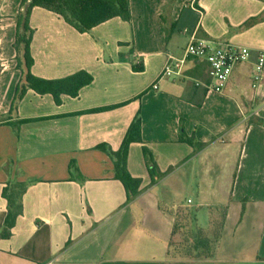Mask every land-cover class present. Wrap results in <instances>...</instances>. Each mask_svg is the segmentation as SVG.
<instances>
[{
  "label": "crops",
  "instance_id": "obj_1",
  "mask_svg": "<svg viewBox=\"0 0 264 264\" xmlns=\"http://www.w3.org/2000/svg\"><path fill=\"white\" fill-rule=\"evenodd\" d=\"M20 1L0 0V232L4 187L20 205L0 235V264H264V74L249 85L264 51V0H128L127 20L114 15L88 31L33 7L31 73L57 79L84 70L92 80L76 95L57 94L59 102L26 88L10 112L21 77L13 48ZM191 36L247 46L249 58L222 92L204 86L207 65L191 57L180 76L152 89ZM136 114L141 141L126 156L140 179L133 195L97 146L118 150ZM142 146L164 173L154 183ZM164 182L177 187L159 197L153 191ZM177 201L205 229L224 208L212 257L170 254Z\"/></svg>",
  "mask_w": 264,
  "mask_h": 264
},
{
  "label": "trees",
  "instance_id": "obj_2",
  "mask_svg": "<svg viewBox=\"0 0 264 264\" xmlns=\"http://www.w3.org/2000/svg\"><path fill=\"white\" fill-rule=\"evenodd\" d=\"M38 6L61 15L78 31H88L114 15H119L126 20L129 18L128 0H21L15 17L16 32L13 41V48L16 52V66L21 71V77L14 92L10 112L16 110L17 103L24 95L26 88L39 93H51L56 97V102H59L57 94L76 95L80 87L92 80L91 74L84 70L57 79H45L31 73L33 58L30 52V42L33 29L30 27L28 20L32 8ZM258 122L264 125V120L259 119ZM132 141H141L138 114L134 117L118 150H111L106 145H98L97 147L106 151L112 158L115 176L128 186L131 194L135 195L139 191L140 179L130 176L126 169L127 148ZM195 146L201 148L202 143H196ZM142 153L151 176V183H154L164 173L157 170L154 157L146 146H142ZM75 169L74 162L70 161V173H75ZM17 186L22 190L24 183H17ZM2 195L7 200V214L0 235L7 236V229L12 227L15 217L20 212V205L16 201L15 194H12V192L9 195L6 194L5 187ZM181 207L182 205L170 207V210L175 214L173 234L178 236L170 242V254L174 257L188 259L212 257L220 237L224 208L218 207L215 209L217 216L212 221L211 227L205 229L198 226L197 232L194 233L192 226L184 232V227L180 221L179 210ZM185 208V218L188 216L195 223L194 209L186 206ZM197 237H200V239L196 241Z\"/></svg>",
  "mask_w": 264,
  "mask_h": 264
},
{
  "label": "built area",
  "instance_id": "obj_3",
  "mask_svg": "<svg viewBox=\"0 0 264 264\" xmlns=\"http://www.w3.org/2000/svg\"><path fill=\"white\" fill-rule=\"evenodd\" d=\"M249 54L250 49L244 45L234 44L228 41H210L191 36L183 49L182 57L168 55L151 88L157 89L158 82L162 79L180 76L185 60L191 57L202 60L207 65L208 81L204 83V86L211 91L222 92L233 67L246 62ZM263 74L264 51H259L250 78V87L256 88ZM220 140L223 139L220 138Z\"/></svg>",
  "mask_w": 264,
  "mask_h": 264
},
{
  "label": "rangeland",
  "instance_id": "obj_4",
  "mask_svg": "<svg viewBox=\"0 0 264 264\" xmlns=\"http://www.w3.org/2000/svg\"><path fill=\"white\" fill-rule=\"evenodd\" d=\"M20 4V3H19ZM18 10H19V7H18ZM177 186H174L173 184H171V183H162L161 185H159L154 191H153V193H155L156 195H158L159 197H165V195H166V193H167V190H172V191H174L175 190V188H176ZM191 190H189V192H187L185 195H188V196H192V194H191V192H190ZM174 197H178V193H174ZM184 197H187V196H184ZM182 203H184V202H179V201H177L176 202V205H180V204H182ZM190 206V205H189ZM186 208H185V206H182L181 208H180V221H181V223H182V225H183V227H184V232L188 229V227H191L192 226V230H193V232L194 233H196L197 232V229H198V225L196 224V223H193L192 221H191V219L188 217V216H186V218H185V215H186V211H184ZM200 239V237H197L196 238V241L197 240H199Z\"/></svg>",
  "mask_w": 264,
  "mask_h": 264
}]
</instances>
